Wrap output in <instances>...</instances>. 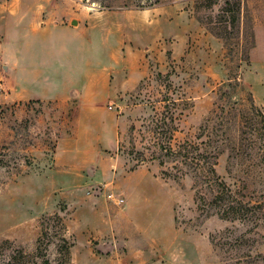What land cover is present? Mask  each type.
<instances>
[{
	"label": "rangeland",
	"instance_id": "rangeland-1",
	"mask_svg": "<svg viewBox=\"0 0 264 264\" xmlns=\"http://www.w3.org/2000/svg\"><path fill=\"white\" fill-rule=\"evenodd\" d=\"M16 4L0 264H264V0Z\"/></svg>",
	"mask_w": 264,
	"mask_h": 264
},
{
	"label": "crops",
	"instance_id": "crops-1",
	"mask_svg": "<svg viewBox=\"0 0 264 264\" xmlns=\"http://www.w3.org/2000/svg\"><path fill=\"white\" fill-rule=\"evenodd\" d=\"M10 1H13V3L9 4ZM16 1L17 0H2V1H0V24L2 26L7 24V21L9 20L10 17H14V18H16L19 21L24 18L23 13L26 12L25 9H27L28 7L27 6H23V5H17ZM181 14L184 15L183 17H186V15H187L186 12H181ZM51 17H52V15H51ZM50 20H52V19H50ZM188 20L192 21L194 19L190 20V18L187 17L186 21H188ZM181 21L184 22L185 18H181ZM73 22H74V18H72L70 23H67V24L65 22L57 21V20L55 22L53 21V23H52V21H50V22H47L45 24H46V26H48V27L51 26V27H53L56 30L59 27L65 28L67 30L68 29H73L74 30V29H76L79 26L80 20L77 21V25L76 26L73 25ZM42 25L43 24L36 25V24L32 23V26L36 27V28H38V27H40Z\"/></svg>",
	"mask_w": 264,
	"mask_h": 264
},
{
	"label": "built area",
	"instance_id": "built-area-1",
	"mask_svg": "<svg viewBox=\"0 0 264 264\" xmlns=\"http://www.w3.org/2000/svg\"><path fill=\"white\" fill-rule=\"evenodd\" d=\"M110 198H113L116 201L117 205H122L124 203V199L122 198L116 199L113 195H110Z\"/></svg>",
	"mask_w": 264,
	"mask_h": 264
},
{
	"label": "water",
	"instance_id": "water-1",
	"mask_svg": "<svg viewBox=\"0 0 264 264\" xmlns=\"http://www.w3.org/2000/svg\"><path fill=\"white\" fill-rule=\"evenodd\" d=\"M73 24H74V25H77V21H74Z\"/></svg>",
	"mask_w": 264,
	"mask_h": 264
}]
</instances>
